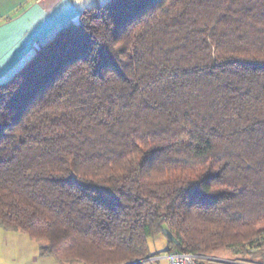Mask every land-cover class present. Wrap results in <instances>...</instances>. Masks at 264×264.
<instances>
[{"label":"trees","instance_id":"1","mask_svg":"<svg viewBox=\"0 0 264 264\" xmlns=\"http://www.w3.org/2000/svg\"><path fill=\"white\" fill-rule=\"evenodd\" d=\"M0 226L60 263L264 257V0H109L42 44L0 83Z\"/></svg>","mask_w":264,"mask_h":264},{"label":"crops","instance_id":"2","mask_svg":"<svg viewBox=\"0 0 264 264\" xmlns=\"http://www.w3.org/2000/svg\"><path fill=\"white\" fill-rule=\"evenodd\" d=\"M109 0H0V83L32 57L63 27L76 23L81 13ZM41 243L23 231L0 226V264H46ZM40 262V263H39ZM207 264H232L210 261Z\"/></svg>","mask_w":264,"mask_h":264},{"label":"rangeland","instance_id":"3","mask_svg":"<svg viewBox=\"0 0 264 264\" xmlns=\"http://www.w3.org/2000/svg\"><path fill=\"white\" fill-rule=\"evenodd\" d=\"M37 242L46 244L45 240H37ZM148 243H149L151 255L164 256L165 254L170 252L169 245H168L167 239L165 238L164 234H159V235H157L155 237L150 238ZM241 248H243V247H237L236 249H233V250L227 249V250H224V251H221V252L219 251V252H217V253H215L213 255H215L216 258L219 257L220 259H223V260L234 261V259H237L239 262H243V263H247L245 261H253V262H257V263L258 262L264 263V257H263V255L261 253H257L256 254L257 257L256 256L253 257L252 255H246V254H241V253L238 254L239 249H241ZM236 250H238V251H236ZM253 251L256 252V250H253ZM199 254L206 255L208 257L212 256V255L204 254V253H199ZM154 256H150L148 258L142 259L143 263H141V264H169L168 260H166V259H162L160 261H157V262L153 263L150 258H153ZM41 259H43V260H40V262L41 261H46V264H69V263H60L55 258L49 257V256H47V258H41ZM223 260H218V261L224 262ZM211 261H215V259L211 260ZM131 263H133V262H131ZM206 263H210V261L207 260ZM72 264H83V263H72ZM125 264H130V263H125Z\"/></svg>","mask_w":264,"mask_h":264},{"label":"built area","instance_id":"4","mask_svg":"<svg viewBox=\"0 0 264 264\" xmlns=\"http://www.w3.org/2000/svg\"><path fill=\"white\" fill-rule=\"evenodd\" d=\"M153 263L160 261L162 259L168 260L169 264H201V262L207 260H223L220 259L219 257H212V256H206V255H201V254H193V253H188V252H168L164 256H154L153 258H150ZM224 262L227 263H232V264H251V263H243L239 261H230V260H223ZM143 263V260L136 261L130 264H141Z\"/></svg>","mask_w":264,"mask_h":264}]
</instances>
